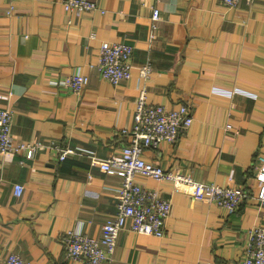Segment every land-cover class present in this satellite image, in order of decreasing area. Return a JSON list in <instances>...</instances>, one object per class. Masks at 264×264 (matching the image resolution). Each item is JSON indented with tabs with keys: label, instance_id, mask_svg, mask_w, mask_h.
<instances>
[{
	"label": "crops",
	"instance_id": "crops-1",
	"mask_svg": "<svg viewBox=\"0 0 264 264\" xmlns=\"http://www.w3.org/2000/svg\"><path fill=\"white\" fill-rule=\"evenodd\" d=\"M96 2L98 9L76 14L61 0H0V107L12 113L15 140L44 145L32 156L0 153V264L10 252L31 264H81L65 258L62 232L99 237L115 214L122 177L95 161L128 144L122 128L133 123L140 90L169 108L187 103L193 118L143 158L249 195L229 214L137 175L171 202L164 235L124 227L103 264H243L253 227H264L255 197L264 155V0L230 8L219 0ZM112 41L133 48L131 77L117 84L95 66L100 43ZM146 63L145 77L138 70ZM71 70L88 76L79 93L60 84ZM64 147L73 153L59 159ZM15 184L23 186L19 197Z\"/></svg>",
	"mask_w": 264,
	"mask_h": 264
},
{
	"label": "built area",
	"instance_id": "built-area-1",
	"mask_svg": "<svg viewBox=\"0 0 264 264\" xmlns=\"http://www.w3.org/2000/svg\"><path fill=\"white\" fill-rule=\"evenodd\" d=\"M225 7H235L240 0H219ZM247 3L253 0H243ZM67 11L76 14L92 12L98 9L96 0H61ZM158 9L152 10V19L157 20ZM92 37L94 34L92 33ZM133 48L122 41L102 42L95 66L101 78L112 84L128 80L132 74L131 58ZM142 76L151 73V65L143 64L139 70ZM88 83V76L76 70L65 73L60 84L79 93ZM190 106L180 103L166 107L161 103L150 102L143 90H140L134 102L133 123L130 129H123L130 139L122 146L119 155L96 160L100 168L107 173H118L122 177L115 214L108 217L102 225L101 235L94 237L81 230L66 228L61 235L65 258L79 261L81 264H103L112 256L119 231L128 227L132 232L163 237L164 224L171 212V202L161 195L159 186L147 188L136 181L141 175L157 183L170 182L173 188L189 192L196 200L208 199L231 214L235 212L249 193L239 186H221L214 182H203L185 175L177 169H166L153 161L143 158L147 148H157L163 141L174 142L180 131L192 123ZM12 113L8 108L0 107V153L9 156L16 152L32 156L44 149L40 142L15 140L11 133ZM230 125L226 124V128ZM73 150L60 148L59 159H64ZM260 166L255 178L258 190L255 197L264 206V155L258 156ZM23 191L21 184H15L14 194L19 197ZM4 264H31L15 252H10ZM243 264H264V227L256 226L250 233L248 249Z\"/></svg>",
	"mask_w": 264,
	"mask_h": 264
},
{
	"label": "rangeland",
	"instance_id": "rangeland-1",
	"mask_svg": "<svg viewBox=\"0 0 264 264\" xmlns=\"http://www.w3.org/2000/svg\"><path fill=\"white\" fill-rule=\"evenodd\" d=\"M178 171H180L181 172V170H179V169H177ZM181 173H183V172H181ZM184 174V173H183ZM186 175V174H185ZM253 228H255V227H253ZM5 259H6V257H5ZM5 259H4V262H5ZM25 259V258H24ZM27 260V259H26ZM3 262V263H4Z\"/></svg>",
	"mask_w": 264,
	"mask_h": 264
}]
</instances>
